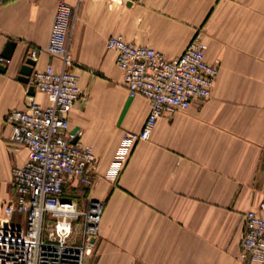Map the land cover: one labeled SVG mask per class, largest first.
Listing matches in <instances>:
<instances>
[{"label":"crops","instance_id":"0c3cea01","mask_svg":"<svg viewBox=\"0 0 264 264\" xmlns=\"http://www.w3.org/2000/svg\"><path fill=\"white\" fill-rule=\"evenodd\" d=\"M58 0H0V220L16 193L12 168L27 159L10 143L4 116L27 103L19 79L29 47L35 68L61 59L46 46ZM76 10L68 37L82 98L69 113L95 157L88 185L69 197L103 203L99 235L85 264H248L240 257L243 215L264 202V0H65ZM110 34L180 55L195 37L218 64L211 94L160 117L149 139L137 141L119 175H108L126 132H138L148 101L122 85ZM49 103L46 95L33 93ZM13 224H23L15 213Z\"/></svg>","mask_w":264,"mask_h":264},{"label":"built area","instance_id":"2783aa9c","mask_svg":"<svg viewBox=\"0 0 264 264\" xmlns=\"http://www.w3.org/2000/svg\"><path fill=\"white\" fill-rule=\"evenodd\" d=\"M126 1V0H123ZM76 9L58 0L46 51L61 59L32 68L26 82L27 103L11 109L4 120L11 127L10 143L25 149L27 159L12 168L11 185L16 193L5 203L0 220V264H85V255L99 235L103 203L86 199L83 206L66 198L67 185H88L95 157L81 132L69 130V113L83 94L72 63L68 37ZM106 47L116 53L122 85L131 97L140 96L149 104L147 117L138 132H126L108 175L116 178L134 144L149 139L157 120L187 109L193 99H206L218 73V64L205 59L206 44L193 38L176 57L137 45L120 34H110ZM40 49L29 47L27 58L37 61ZM10 57L0 55V65ZM46 95L43 105L29 93V87ZM15 213L24 214L23 224H13ZM244 231L240 257L248 264H264V202L243 215ZM128 264H134L132 262Z\"/></svg>","mask_w":264,"mask_h":264},{"label":"water","instance_id":"95a60500","mask_svg":"<svg viewBox=\"0 0 264 264\" xmlns=\"http://www.w3.org/2000/svg\"><path fill=\"white\" fill-rule=\"evenodd\" d=\"M3 55L10 57L11 52L6 51L3 53ZM34 65H35V61L30 58H27L24 64L21 66L19 79L26 83L28 81V76L30 75ZM0 68L4 69L5 66L0 65ZM29 93L31 94L34 93V88L32 86L29 87Z\"/></svg>","mask_w":264,"mask_h":264},{"label":"rangeland","instance_id":"374dc122","mask_svg":"<svg viewBox=\"0 0 264 264\" xmlns=\"http://www.w3.org/2000/svg\"><path fill=\"white\" fill-rule=\"evenodd\" d=\"M71 189L70 188H66L65 189V193L66 195H68L69 197L73 196V194H80V192H78L77 190L75 191H70Z\"/></svg>","mask_w":264,"mask_h":264},{"label":"trees","instance_id":"16d2710c","mask_svg":"<svg viewBox=\"0 0 264 264\" xmlns=\"http://www.w3.org/2000/svg\"><path fill=\"white\" fill-rule=\"evenodd\" d=\"M64 192H65V189H64ZM65 195V194H64ZM67 198V197H66Z\"/></svg>","mask_w":264,"mask_h":264}]
</instances>
